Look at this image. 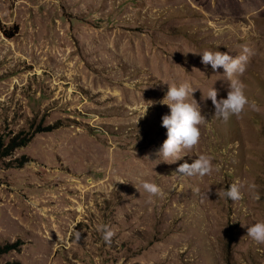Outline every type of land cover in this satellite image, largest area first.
I'll return each mask as SVG.
<instances>
[{
    "label": "rangeland",
    "instance_id": "rangeland-1",
    "mask_svg": "<svg viewBox=\"0 0 264 264\" xmlns=\"http://www.w3.org/2000/svg\"><path fill=\"white\" fill-rule=\"evenodd\" d=\"M204 51L248 56L259 111L215 116L203 96L226 99L230 81ZM183 82L206 122L170 164L159 101ZM17 136L0 161V264H264L248 236L264 221V0H0V150ZM199 155L220 171L173 175ZM146 181L163 197L149 203ZM249 183L259 200L217 195Z\"/></svg>",
    "mask_w": 264,
    "mask_h": 264
},
{
    "label": "clouds",
    "instance_id": "clouds-1",
    "mask_svg": "<svg viewBox=\"0 0 264 264\" xmlns=\"http://www.w3.org/2000/svg\"><path fill=\"white\" fill-rule=\"evenodd\" d=\"M249 49L244 48L243 52L248 53ZM248 56L246 54L238 55L233 58L227 53L220 51H204L202 53V63L211 65L213 70L220 68L224 69L225 77L230 81V90L226 99H217V90L211 88L207 95L203 96L205 100L211 99L215 109L216 117L227 121L230 117L236 116L240 118L246 108L251 107L253 110L259 111L255 101H250L246 95V85L239 78L246 71ZM196 88L190 82H183L179 86L169 84V90L161 101L162 105H167L170 108V115H165L162 118V127L167 129V139L164 141L162 148L156 153L162 161L167 163H175L185 156L186 152L197 148L201 141L200 126L206 122V118L201 113L199 104L193 99V93ZM192 98L190 102L189 98ZM149 106L146 113L140 117L143 118L147 114V110L152 106L153 102L149 101ZM221 166L213 164V157L209 155H199L191 164L185 162L179 166L173 175L181 176H197L204 178L211 176L213 172H219ZM143 190L149 194V203L153 197H163L162 188L156 183L144 182ZM244 188L251 194L254 200H259L257 185L249 183L245 185L232 184L227 190H217V195L220 198H229L233 202H238L243 199ZM138 189V188H137ZM139 190V189H138ZM199 192V189H195ZM104 241L111 245L112 238L115 235L114 230L105 227L103 229ZM248 236L258 245H264V221H257L248 228Z\"/></svg>",
    "mask_w": 264,
    "mask_h": 264
},
{
    "label": "trees",
    "instance_id": "trees-1",
    "mask_svg": "<svg viewBox=\"0 0 264 264\" xmlns=\"http://www.w3.org/2000/svg\"><path fill=\"white\" fill-rule=\"evenodd\" d=\"M26 142H27V139L25 137H23L21 139H19L18 136L12 138L10 143H9V146L7 148H5L4 150H0V161L5 157L10 156L13 153V151L15 149H17L18 147H22V146L26 145ZM22 164H23V162H21L19 165H22ZM8 247H5L3 249V251H6V250L10 249L11 247H14V245H10Z\"/></svg>",
    "mask_w": 264,
    "mask_h": 264
}]
</instances>
